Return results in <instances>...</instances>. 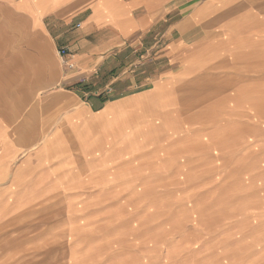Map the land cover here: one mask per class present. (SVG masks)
<instances>
[{
    "label": "crops",
    "instance_id": "crops-1",
    "mask_svg": "<svg viewBox=\"0 0 264 264\" xmlns=\"http://www.w3.org/2000/svg\"><path fill=\"white\" fill-rule=\"evenodd\" d=\"M262 14L264 0H0V220L101 190L157 118L183 125L189 86L203 110L204 84L249 59Z\"/></svg>",
    "mask_w": 264,
    "mask_h": 264
},
{
    "label": "rangeland",
    "instance_id": "rangeland-1",
    "mask_svg": "<svg viewBox=\"0 0 264 264\" xmlns=\"http://www.w3.org/2000/svg\"><path fill=\"white\" fill-rule=\"evenodd\" d=\"M251 22L263 30L241 43L249 59L219 67L203 110L189 86L183 125L157 118L148 149L101 190L5 214L0 264H264V23Z\"/></svg>",
    "mask_w": 264,
    "mask_h": 264
},
{
    "label": "built area",
    "instance_id": "built-area-1",
    "mask_svg": "<svg viewBox=\"0 0 264 264\" xmlns=\"http://www.w3.org/2000/svg\"><path fill=\"white\" fill-rule=\"evenodd\" d=\"M65 50H59L58 51V55L60 56V57H64V55H65Z\"/></svg>",
    "mask_w": 264,
    "mask_h": 264
}]
</instances>
